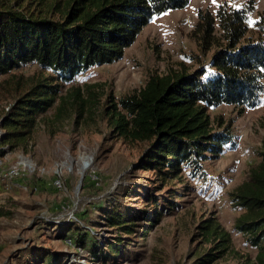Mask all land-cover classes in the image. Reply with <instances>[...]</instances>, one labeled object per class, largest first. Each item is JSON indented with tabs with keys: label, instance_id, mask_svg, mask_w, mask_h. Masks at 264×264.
I'll list each match as a JSON object with an SVG mask.
<instances>
[{
	"label": "trees",
	"instance_id": "1",
	"mask_svg": "<svg viewBox=\"0 0 264 264\" xmlns=\"http://www.w3.org/2000/svg\"><path fill=\"white\" fill-rule=\"evenodd\" d=\"M190 2L0 0V155L28 150L41 126L55 135L65 123L87 124L100 111L111 139L148 146L136 165L139 169L152 172L159 185L181 181L184 187V167L197 171L206 154H220L231 141L227 130L215 129L209 111L221 105L244 111L262 101L264 11L254 24L256 36L249 37L252 8L221 5L215 13L199 10L192 32L200 53L196 68L182 65L168 74L152 75L142 89L128 96L111 94L105 99L98 84L76 85L75 78L93 66L122 59L154 17L184 9ZM28 65L39 69L30 75L19 71ZM257 156L248 179L230 194L233 207L242 212L233 231L257 249L255 258L248 256L245 264H264V151ZM133 191L127 189L124 200ZM178 196L170 192L166 207L152 202V211L139 210L138 215L124 205L112 206L105 224L119 232L118 240L99 254L98 246L93 247V261L119 254L123 236L146 234L148 227L175 209ZM86 237L78 241L83 247ZM195 237L209 249L197 252L193 264H215L239 255L232 234L217 216L201 220ZM37 258L40 264L58 260L54 254Z\"/></svg>",
	"mask_w": 264,
	"mask_h": 264
},
{
	"label": "rangeland",
	"instance_id": "2",
	"mask_svg": "<svg viewBox=\"0 0 264 264\" xmlns=\"http://www.w3.org/2000/svg\"><path fill=\"white\" fill-rule=\"evenodd\" d=\"M221 5L252 8L249 37L256 36L254 24L264 11V0H191L184 9L154 17L122 59L89 68L75 78L76 85L98 84L100 96L119 98L142 89L152 75H165L182 65L196 68L200 53L192 32L198 11L215 13ZM38 69L28 65L19 71L30 75ZM209 113L215 129L227 130L231 141L223 145L220 154H206L197 171L184 167V187L181 181L159 185L152 172L139 169L136 165L148 146H129L111 139L100 111L87 124L65 123L55 135L41 126L28 150L2 153L5 172L19 157L45 167L47 172L0 180V264H40L37 257L44 254L56 255V264H193L197 252L209 249L195 237L196 228L212 216L232 234L239 254L215 264H245L248 256L254 259L257 249L233 231L242 212L233 207L230 194L248 179L250 166L259 160L257 153L264 151V94L255 108L242 111L221 105ZM57 165H64L62 189L53 185ZM92 176L100 178V186H95ZM127 189L134 191L124 200ZM170 192L179 195L171 213L148 227L146 234L140 232L144 223L136 228L140 233L123 236L118 242L119 254L93 261V247L98 246L99 254L118 240L119 232L105 224L107 210L124 205L138 215L139 210L152 211V202L166 207ZM70 226L73 231H69ZM82 236H87L86 247L79 243Z\"/></svg>",
	"mask_w": 264,
	"mask_h": 264
},
{
	"label": "built area",
	"instance_id": "3",
	"mask_svg": "<svg viewBox=\"0 0 264 264\" xmlns=\"http://www.w3.org/2000/svg\"><path fill=\"white\" fill-rule=\"evenodd\" d=\"M3 135V131L0 134ZM85 160L87 161V165L89 164V157L86 156ZM59 169L62 171L59 172ZM64 170V165H62L59 168V165L56 166L55 174H56V180L54 181L53 185L56 188L62 189L63 188V182H62V173ZM47 172V169L43 166H39L35 164L33 161H30L24 157H19L17 162L13 164L6 172L2 169V162L0 161V180L7 178L10 179H16L20 177H25L28 174H37V175H44ZM92 181L95 184V186H100V178L98 176H92Z\"/></svg>",
	"mask_w": 264,
	"mask_h": 264
},
{
	"label": "snow or ice",
	"instance_id": "4",
	"mask_svg": "<svg viewBox=\"0 0 264 264\" xmlns=\"http://www.w3.org/2000/svg\"><path fill=\"white\" fill-rule=\"evenodd\" d=\"M213 2L215 3V2H216V0H213Z\"/></svg>",
	"mask_w": 264,
	"mask_h": 264
}]
</instances>
